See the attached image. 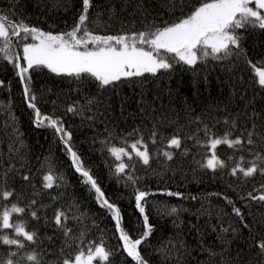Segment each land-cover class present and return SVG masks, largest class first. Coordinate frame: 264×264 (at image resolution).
<instances>
[{"label": "trees", "instance_id": "obj_1", "mask_svg": "<svg viewBox=\"0 0 264 264\" xmlns=\"http://www.w3.org/2000/svg\"><path fill=\"white\" fill-rule=\"evenodd\" d=\"M92 3L90 19L102 13L101 27L96 29L101 34L104 22L110 25L107 34L140 30L147 13H151L149 21L174 19L165 14L163 0ZM81 8L82 0H0V14L54 33L70 28ZM238 31L244 37V55L239 59L208 58L189 67L169 57L172 68L123 80L118 87L108 89L99 88L95 82L58 76L48 69L29 72L36 106L42 115L60 119L71 132L73 150L105 196L120 208L122 226L133 239L144 231L143 218L135 207V192L151 193L146 198L145 213L153 231L140 245L148 264H264V254L256 246L264 240V203L247 198L249 192L259 195L264 191V176L230 174L236 164L250 166L257 153L264 157V89L255 82L254 69L247 63L250 60L264 68V30L248 27ZM16 53L22 54L18 47ZM0 81V192L13 193L8 199L0 196V213L13 204L25 207L24 213L12 214L10 222L36 233L35 243H30L16 237L12 229H0V235L25 244L20 249L0 243V264L9 258L14 264H34L26 259L33 252L40 264H61L64 258H74L80 248L87 252L90 243L100 241L115 252L109 264H135L122 249L117 250L121 242L111 213L100 207L95 193L82 183L58 135L51 128L34 125V112L27 107L16 69L2 54ZM89 99L94 102L89 104ZM72 104L82 111L66 112ZM204 125L217 136L230 132L231 139L241 137L246 141L252 132L255 143L236 149L219 145L216 154L227 166L213 172L200 166L211 155L205 146L208 138L202 131ZM134 130L143 136L151 158L149 165H144L138 158L129 161L123 157L131 165L126 172L135 180L133 184L127 175L115 174L119 161L110 155L108 147H127L125 140L131 144L138 138L129 135ZM153 130L157 132L155 144L150 139ZM173 134H179L187 155L166 148V140ZM164 150L172 151V160L162 155ZM49 170L54 176L53 187L44 188L43 176ZM24 176L29 179L24 180ZM169 191L181 196H169ZM234 206L241 210L243 223L249 228L243 227ZM172 207L176 213L167 214ZM57 210L68 216L66 222L62 221L72 230L67 237L55 224ZM32 211H36V218L31 216ZM95 264L104 262L95 260Z\"/></svg>", "mask_w": 264, "mask_h": 264}, {"label": "snow or ice", "instance_id": "obj_2", "mask_svg": "<svg viewBox=\"0 0 264 264\" xmlns=\"http://www.w3.org/2000/svg\"><path fill=\"white\" fill-rule=\"evenodd\" d=\"M163 6L167 9L165 13L174 19H153L148 20L151 13L145 16V23L140 30L120 31L116 34H107L110 25L103 23L104 33L101 34L96 29L100 28V18L102 13L97 12L95 19H90L89 10L93 7L92 0H82V8L70 28L54 33L44 31L41 28L26 24L23 20L12 21L5 14H0V54L8 63L13 64L16 74L23 85V95L27 101V107L34 112V125L36 127H48L54 130L59 139L70 154L71 162L76 173L82 178V183L89 186V190L95 193V199L100 207L106 208L111 213L115 222V229L118 233V240L121 242L117 250H121L130 257L135 264H148L140 251V245L151 235L153 228L149 224V217L145 213L146 198L151 193L136 190L135 207L143 218L144 231L139 238L133 239L122 226L121 210L105 196L97 180L85 169L81 157L73 150L70 141L71 132L67 131L60 119H53L50 116L42 115L36 106V96L31 93L30 70L48 69L51 73L60 76L73 77L77 81L95 82L101 89L118 87L120 82L134 77H141L146 73L156 75L160 70H168L173 67L169 57L177 63H183L189 67H195L198 62L211 58L213 60H225L233 56L237 59L244 55L241 41L244 39L239 34L240 29L248 27L264 30V0H198L191 3V0H163ZM146 11V10H145ZM158 13V17H159ZM95 25L96 28L90 27ZM31 41V42H28ZM15 47H22V54H14ZM255 72V82L264 89V69L252 64ZM90 78V79H87ZM3 82L0 81V84ZM89 104L94 101L89 99ZM82 109H78L76 104L67 107L66 112L79 114ZM91 119V117H89ZM199 117L195 120L199 121ZM225 123H228L226 120ZM235 126V125H233ZM200 129H198L199 131ZM202 131L208 138L205 146L211 150V155L206 156L202 168L215 172L217 169L225 168L226 162L216 154L219 145H227L228 148L236 149L247 143L253 145V133L249 132L246 141L241 137L231 139V133L225 132L222 136L212 133L211 129L204 125ZM137 135L138 138L128 144L127 147H108L111 156L119 161L115 165L117 176L127 175L133 184L135 180L126 172L131 167L125 163L123 157L129 161L138 158L144 165H149L150 154L148 145L143 136L137 130L129 135ZM157 132L151 133V142L156 143ZM191 138V137H189ZM264 139V137H262ZM199 144L200 141L197 140ZM182 139L179 134H173L166 140L167 149L182 150L184 155L188 154V149H182ZM162 155L167 160L173 159L170 150L162 151ZM232 159L231 156L228 158ZM241 156L240 160L243 161ZM256 161H259L257 163ZM248 167L236 164L231 169V175L242 174L243 178H250L259 173L264 176V157L256 154L255 161H250ZM28 180V176L23 177ZM44 188H52L54 176L49 170V174L43 176ZM264 189V185H261ZM169 196H181L180 193L167 192ZM11 191L0 192L4 199L11 197ZM251 201L264 203V191L254 195L253 192L247 194ZM195 199V197H193ZM227 199V197H225ZM244 199V197H242ZM229 204L233 202L228 200ZM31 204H35L32 201ZM25 207L13 204L10 209L0 213V229H12L16 237H23V241L35 243L36 233L25 230L23 224L10 222L12 214H22ZM177 209L172 207L167 213H176ZM233 212L240 218L243 227L249 228L247 223H243L244 217L241 210L233 207ZM33 218L37 217L36 211L31 212ZM57 227L61 228L67 237L71 229L65 227L62 221L68 220L67 214L62 210H57L54 214ZM227 232V229H224ZM235 231V230H233ZM84 233H81L83 236ZM17 238H10L8 235H0V243L3 245H15L17 248H24L25 244ZM67 243V242H66ZM260 249V254H264V240L256 245ZM15 256L16 253H11ZM115 252L107 249L104 242H92L87 246V252L80 248L77 254L64 258L61 264H93L94 260L109 264L111 256ZM28 261L40 264L36 253L26 256ZM5 264H14L11 258Z\"/></svg>", "mask_w": 264, "mask_h": 264}, {"label": "rangeland", "instance_id": "obj_3", "mask_svg": "<svg viewBox=\"0 0 264 264\" xmlns=\"http://www.w3.org/2000/svg\"><path fill=\"white\" fill-rule=\"evenodd\" d=\"M28 42H31V41H28ZM20 50H21V52H22V47H18ZM14 50L17 52V47H15L14 48ZM262 69H264V68H262ZM257 79H258V77H257ZM93 264H95V260L93 261Z\"/></svg>", "mask_w": 264, "mask_h": 264}]
</instances>
